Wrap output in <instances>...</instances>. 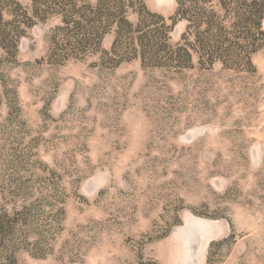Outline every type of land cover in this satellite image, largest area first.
<instances>
[{"label": "rangeland", "instance_id": "1", "mask_svg": "<svg viewBox=\"0 0 264 264\" xmlns=\"http://www.w3.org/2000/svg\"><path fill=\"white\" fill-rule=\"evenodd\" d=\"M133 1L125 20L145 6L190 62L141 60L114 24L54 7L0 51V264H264V16L260 35L218 0H181L174 25L177 0Z\"/></svg>", "mask_w": 264, "mask_h": 264}, {"label": "trees", "instance_id": "2", "mask_svg": "<svg viewBox=\"0 0 264 264\" xmlns=\"http://www.w3.org/2000/svg\"><path fill=\"white\" fill-rule=\"evenodd\" d=\"M138 1L141 2V0ZM181 2V0L176 1L177 7L174 17L169 19V21L173 22V25L177 20L184 21L187 18L188 10H184ZM6 3H11L12 6L15 5V11L6 12V14L10 16L9 21H3V10L6 7ZM38 4L39 6H33L28 14L27 11L21 10L20 5L13 0H0V51L15 55L17 51V41L24 34L22 29L29 27L32 24L33 18L45 19L49 10L54 7L65 10L64 12L66 14L86 20V26H90L89 30L102 28L103 25L110 26L114 24L116 26L117 36L127 41L126 52H134L136 57L141 58V60L147 58L149 62H155L159 60L160 55H162V60L182 62V64L190 62V55L182 48L177 49L176 54L167 52V48L163 44L165 43L164 19L158 15L149 13L145 6H141L139 10L133 11L138 17L135 26H131L125 20L127 10L129 8L133 9V0H95V5L93 6L84 5L82 8L83 11H75L76 7L74 0H40ZM229 5L234 7L236 18L237 6L241 12H246L248 14L247 19H240L241 24H251L256 31L260 32V22L264 16V0L256 2H247V0H218V7L221 11H226ZM19 12L21 14V22L16 24L14 19H17L16 15ZM194 12L196 13L195 15H198L200 18V21H198L196 25L197 30L200 31L201 28H204L199 32L200 36L210 39V44H212L211 55H218L220 57L231 56L237 50V43L232 47L225 46L227 41L222 26V20L217 16H212V19L207 17L204 23L203 15H206V13L199 8L195 9ZM142 13L151 20H156L157 23H142ZM77 14L79 15L77 16ZM159 23L161 24L160 26L158 25ZM188 31L189 29L187 28L185 35H188ZM95 34L97 35V33ZM261 34L260 32V35ZM185 35L181 37L183 40H186ZM2 217L3 216L0 215V238H2L4 234Z\"/></svg>", "mask_w": 264, "mask_h": 264}]
</instances>
